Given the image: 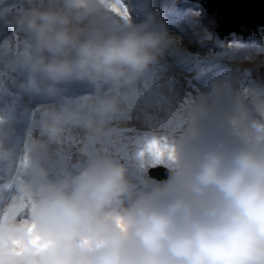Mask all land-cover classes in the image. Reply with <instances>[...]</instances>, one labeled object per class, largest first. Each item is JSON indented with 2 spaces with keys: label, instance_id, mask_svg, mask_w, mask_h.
Returning a JSON list of instances; mask_svg holds the SVG:
<instances>
[{
  "label": "clouds",
  "instance_id": "clouds-1",
  "mask_svg": "<svg viewBox=\"0 0 264 264\" xmlns=\"http://www.w3.org/2000/svg\"><path fill=\"white\" fill-rule=\"evenodd\" d=\"M25 4L11 18L0 12V22L26 37L22 52L0 51L7 70L27 74L22 87L42 85L55 97L63 85L87 82L112 94L83 95L41 113L46 139L30 142L9 177L15 196L0 209V264H264V87L222 104L228 85L216 83L215 107L201 111L191 131L174 144L146 143L141 156L166 162L156 167L170 171L150 189L138 191L127 167L104 155L52 181L32 154L72 127L110 138L105 121L119 110L117 94L176 41L155 14L132 24L123 0ZM190 13L175 18L190 23ZM113 15L128 26L107 27ZM13 163L0 129V172H13Z\"/></svg>",
  "mask_w": 264,
  "mask_h": 264
},
{
  "label": "rangeland",
  "instance_id": "rangeland-1",
  "mask_svg": "<svg viewBox=\"0 0 264 264\" xmlns=\"http://www.w3.org/2000/svg\"><path fill=\"white\" fill-rule=\"evenodd\" d=\"M25 6V0H0V12H6L8 18H11L16 11ZM172 7L168 11L158 12L157 10L158 14L155 15L159 21L164 23L168 33L172 34L176 43L174 46H170L159 58L158 62L151 65L148 71L139 79L120 90L117 94L119 110L105 121V127L110 133V138L98 140L86 130L80 127H72L67 130L58 143L51 144L54 146L52 151L35 152L31 156L36 166L48 171L49 178L52 172L43 166L42 155L49 156L51 154L53 157L57 156L62 162L68 160L67 163L72 167L76 165L75 155L77 153L82 154L87 159L100 155L114 158L111 156L113 153L120 154L124 159H130L135 162L132 165L134 171L141 168L147 170V168L156 166L168 167L166 162H162L155 157H142L141 150L143 146L151 141L174 144L176 141L175 127L179 125L178 120L196 115L199 116L201 111L206 108L215 107L214 102L217 101V98L212 95L214 84L227 82L228 88L225 90L224 97L220 100L222 104H226L233 94L250 89L247 82L251 73L264 66V36L252 32L235 46H224L215 41L202 28L195 14H193L194 10L191 5L180 0H173ZM189 12L192 13L188 15L186 21H189L193 28H201L199 32L189 30V26L184 24L185 20H178L174 24L180 28L182 33L186 31L193 34L187 40L183 35L178 33V29H170L165 21L167 18L172 17L174 13H177L179 18V16H184ZM150 14H154V12H150ZM128 17L132 24H139L147 16L139 12L133 17ZM92 22L85 21L84 23L88 24ZM104 23L107 27L116 29L128 26V22L114 15L104 21ZM2 24L5 23L0 22V31L3 29ZM190 33H187V36L190 37ZM200 40L203 46L198 44ZM1 41H3V38L0 40V51L3 52L4 49H7L5 54L11 56L23 51L26 37L17 34L12 28L5 41L6 44L4 45ZM204 41L211 44L208 46ZM193 57L196 70H194L195 72H190L192 65H190L189 61ZM208 58L214 60V67L218 66V69L214 70L212 74L207 72L209 64H212V62L207 60ZM7 72L9 73V77L6 86L0 84V109H6L4 113L0 111V119L5 121L4 124L10 120L12 136H15L18 131L16 118L19 111H24V113L30 115L34 127L37 129L39 135H41L40 117L46 108L62 107L83 95L112 94L107 86L100 90H97L94 86H90L91 90H85L84 88H80L79 85L83 83L87 84V82H72L66 84L65 87L67 89L62 88L61 94L58 96L51 98L40 97L27 93L30 90L22 87L28 79L27 74L9 70ZM10 81L12 82L11 86L8 85ZM37 91L45 92L42 85L39 86V90ZM18 93L22 95L18 97ZM10 104H12V107H10ZM29 105L32 106V110L26 112L29 109ZM21 107L24 110H21ZM8 118L10 119L8 120ZM197 120L198 118L194 117V123ZM201 121H204V124L210 127L209 121ZM142 123H150L146 127V132H137L132 136V128ZM194 123L185 124V127L177 133L181 137L186 135L191 131L189 130L191 124L193 125ZM169 127L173 131H170ZM45 139L41 135L38 138H28L24 145L20 144V157L16 160L15 167L20 158L24 156L31 141L40 140L44 142ZM17 140L11 138V136L8 137L5 140V147L12 151L8 147V144L15 143ZM96 140L99 144H95ZM114 159H117L119 162L122 161V158ZM86 164L87 162L75 167V173ZM128 174L135 175L137 173L128 170ZM6 175L8 176L9 174ZM133 178L136 180H132L131 182L136 183L139 191L144 190V188L150 189L155 185L148 182L141 175L134 176ZM14 196L15 191L9 181L0 184V209L5 208Z\"/></svg>",
  "mask_w": 264,
  "mask_h": 264
},
{
  "label": "water",
  "instance_id": "water-1",
  "mask_svg": "<svg viewBox=\"0 0 264 264\" xmlns=\"http://www.w3.org/2000/svg\"><path fill=\"white\" fill-rule=\"evenodd\" d=\"M180 1L193 7L202 28L224 46H235L252 32L264 36V0ZM247 83L250 89L264 87V66L252 72ZM149 174L157 181H167L170 171L156 167Z\"/></svg>",
  "mask_w": 264,
  "mask_h": 264
},
{
  "label": "trees",
  "instance_id": "trees-1",
  "mask_svg": "<svg viewBox=\"0 0 264 264\" xmlns=\"http://www.w3.org/2000/svg\"><path fill=\"white\" fill-rule=\"evenodd\" d=\"M138 1H139V4L134 5L133 7H130V8L127 7L128 10L137 13L138 11H140V10L142 11V10L144 9V11L146 12V15H145V16H148L149 13H148V11H147V7H148L149 0H138ZM157 1H158V3H159L160 5L167 6V7H169V8L171 9V5H170V3H171L172 0H157ZM158 9H159V8H158ZM142 12H143V11H142ZM143 14H144V12H143ZM2 26H3V29L0 31V40L3 38V41H1V42L5 45V44H6L5 41H6V39L8 38V35L10 34V30L12 29V27L7 26L6 24H2ZM119 30H120V29H119ZM196 32H199V29H196ZM17 34L24 36L23 34H20V33H17ZM169 35L172 36V34H170V32H169ZM204 42H206V41H204ZM198 44H199V45H202V42H201V41H198ZM205 44H207L208 46L210 45V43H207V42H206ZM12 46H15V45H12ZM202 46H203V45H202ZM6 50H7V49H4L3 52L6 53ZM10 54H11V52H10ZM11 56H12V55H11ZM207 60H209L210 62H214V60L211 59V58H208ZM3 69H6V68L4 67V65L0 64V71H2ZM90 86H92V85L89 84V83H87L86 85H84V88H85V89H89ZM79 87H80V88H83L82 85H79ZM79 87H78V88H79ZM66 89H67V88H66ZM76 91H77V89H76ZM41 93H42V92H39V94H41ZM194 117H195V118H199V116L196 115V116H191V117H190V118H193V119L185 118V119L178 120V121H179V125H178L177 127H175L176 141H177L179 138H181L180 134H178L177 132H178V131H181L182 128L185 127V124H187V123H188V124H190V123H194ZM22 119H23L26 123H28V126H29L31 129H30V131H29L28 133H26V134L23 132V134H22V140H21L20 138H18V140L15 142L16 145H20L21 143H22V144H25V142H26V140H27L28 138H38L39 136H41V135H39L37 129L32 125L31 121H30L28 118H26V117H21L20 120H22ZM200 122H201L202 126H204V127H207V126H208V125H205V124H204V123H205L204 121H200ZM149 124H150V123H144V124L142 123V124H137V125H135V126L132 128L131 135L133 136V134H135V133H137V132H146V127H147ZM140 125H141V126H140ZM171 125H172V124H171ZM171 125H168V126H171ZM8 126H10V125H8ZM193 126H194V124H193V125L191 124V127L189 128V130H192ZM5 128H6V127H5ZM169 130H170V131H173V130L170 129V127H169ZM37 136H38V137H37ZM12 138H13V137H12ZM14 138H17V137H14ZM176 141H175V142H176ZM175 142H174V143H175ZM95 144H99V142L96 140V141H95ZM16 145H15L14 143L8 144V147L14 151V154H13V155H15V156H17L18 154H20V150H18L19 146L17 147ZM53 147H54V146L50 144V145H48L46 148H44V149H42L41 151H39L38 153L46 152V150L52 151V148H53ZM34 154H35V153H33L32 156H33ZM114 154H115V153H113L111 156L114 157V158H122L121 163L124 164V165L127 167L128 170L137 173V174H135V175L128 174L129 179H131V180H136V179L133 178V177H134V176H138V175H141V177H144V178H146V179H149V175H148V170H149V169H148V168H147V170H146L145 168H141V169H136V171H134L132 165H133L135 162H134L133 160H130V159H124V157H122L120 154H115V155H114ZM19 157H20V155H19ZM65 160H67V159H65ZM88 160H89V159H87V158H85L84 156H82V154L77 153V154L75 155V164H76V165H74V167H72L71 165H69V164L67 163L68 160H67L66 162H62V161H60V160L58 159L57 156H54V157H53V155H51V154H50L49 156L42 155L43 166L46 167V168H48V170L52 172V174L50 175V178H49V179L52 180V181L58 180V179H60V178H62V177H64V176H66V175H73V174H75V172H76V168H75V167H77L79 164H83V163L88 162ZM15 164H16V160H14L13 165H15ZM64 167H66V169H64ZM132 183H133V185L136 187V183H134V182H132ZM136 189H137V187H136ZM137 190H138V189H137ZM138 191H139V190H138Z\"/></svg>",
  "mask_w": 264,
  "mask_h": 264
}]
</instances>
